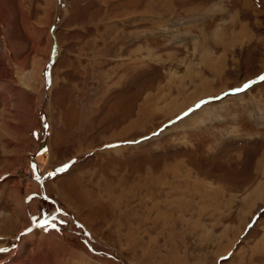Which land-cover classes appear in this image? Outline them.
<instances>
[{"label": "rangeland", "instance_id": "obj_1", "mask_svg": "<svg viewBox=\"0 0 264 264\" xmlns=\"http://www.w3.org/2000/svg\"><path fill=\"white\" fill-rule=\"evenodd\" d=\"M262 75L264 0H0V263L264 264Z\"/></svg>", "mask_w": 264, "mask_h": 264}, {"label": "crops", "instance_id": "obj_2", "mask_svg": "<svg viewBox=\"0 0 264 264\" xmlns=\"http://www.w3.org/2000/svg\"><path fill=\"white\" fill-rule=\"evenodd\" d=\"M240 1V0H239ZM245 8H241V6L239 5V8L238 9H236V10H234L233 12V14H229V17H231V19L232 20H230V22H232V24L234 25V27L236 28L237 27V25L238 24H240L241 22H245V23H247V27L249 28V30L252 32V23H254L255 21H256V19H254L255 17H253V18H248L249 20H251V21H249L243 14H244V10ZM242 15H243V18H242ZM251 22V23H250ZM217 25H218V27H217ZM217 25H215L214 26V24H212L211 25V30L213 31V33L211 34L210 33V35H209V38L207 39V41H210V40H214V34H215V32H214V30H215V28H216V30L218 29H222L223 28V26L220 28V24H217ZM250 25V26H249ZM232 26V25H231ZM231 26H230V28H231ZM215 27V28H214ZM213 28V29H212ZM233 28V27H232ZM255 34V33H254ZM217 41V40H216ZM218 43V46L221 48V49H225V46L222 44V42L221 41H217ZM232 53H234V51H231ZM46 130V129H45ZM35 136H37L38 134H39V132L37 131V130H34V133H33ZM38 152H40V151H38ZM60 169H62V168H60ZM59 169V170H60ZM58 170V171H59ZM5 172H2L1 173V177H0V198L2 199V203H4V205L5 204H7V202L8 203H10V205L11 204H13V208H14V211H15V216H16V223L17 224H19L20 225V229H22L24 226H25V224H26V221L27 222H29L30 220H31V218L32 217H34V215H35V217H34V219L37 217V216H39L40 214H41V212H42V210H38V209H35V210H33L32 209V211H30L29 209H25L24 207H27V205H28V202L29 203H31V201H33L34 199H36V198H34L35 197V195H26V192L24 193L23 191H22V188L19 186V184H17L18 183V181H17V178L15 177L14 179H12V180H7L10 176L9 175H6V174H4ZM4 174V175H3ZM3 180H6L5 182L3 181ZM1 181H3V182H1ZM22 192L24 193L23 195H22ZM27 196V197H26ZM21 197H23V204H22V206H23V209H21V206H19L20 205V203H19V200H20V198ZM36 201H38V200H36ZM38 203V202H37ZM37 205V204H36ZM44 211V210H43ZM24 212H26V216H25V214L23 215V213ZM45 213H42L41 215H40V219H45V220H47V218L48 217H45ZM39 219V220H40ZM51 220H54L53 222H55V223H58V224H62L61 223V220L60 219H55V217L54 216H52V219ZM60 221V222H59ZM19 229V230H20ZM37 229H40V230H42V231H44V232H48L47 231V228L45 227V226H39V228H37ZM31 232H33L32 230H30V229H28L26 232H24V233H26V234H30ZM17 248V247H16ZM1 250V249H0ZM19 250V249H18ZM18 250H16V254H17V252H18ZM6 252V251H5ZM7 253V252H6ZM0 264H4V263H0Z\"/></svg>", "mask_w": 264, "mask_h": 264}, {"label": "snow or ice", "instance_id": "obj_3", "mask_svg": "<svg viewBox=\"0 0 264 264\" xmlns=\"http://www.w3.org/2000/svg\"><path fill=\"white\" fill-rule=\"evenodd\" d=\"M258 79H260V80H264V75L258 77ZM254 83H256V81H250V82L246 83L243 87L246 89V88H248V87L250 86V84H254ZM241 90H242V89H236L235 91H241ZM67 167H68L67 165L64 166L65 169H66ZM60 170H63V169H60ZM49 175L51 176L52 173H49ZM45 223H47V222H45ZM0 251H2V250H0Z\"/></svg>", "mask_w": 264, "mask_h": 264}, {"label": "bare ground", "instance_id": "obj_4", "mask_svg": "<svg viewBox=\"0 0 264 264\" xmlns=\"http://www.w3.org/2000/svg\"><path fill=\"white\" fill-rule=\"evenodd\" d=\"M21 257V256H20ZM20 263V262H19Z\"/></svg>", "mask_w": 264, "mask_h": 264}]
</instances>
